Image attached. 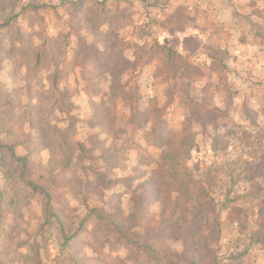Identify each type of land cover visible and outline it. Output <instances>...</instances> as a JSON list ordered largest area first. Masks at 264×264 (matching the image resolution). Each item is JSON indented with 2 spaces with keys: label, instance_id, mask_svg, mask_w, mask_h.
Instances as JSON below:
<instances>
[{
  "label": "rangeland",
  "instance_id": "374dc122",
  "mask_svg": "<svg viewBox=\"0 0 264 264\" xmlns=\"http://www.w3.org/2000/svg\"><path fill=\"white\" fill-rule=\"evenodd\" d=\"M231 5L264 10L0 0V264H264V53L205 15Z\"/></svg>",
  "mask_w": 264,
  "mask_h": 264
},
{
  "label": "crops",
  "instance_id": "0c3cea01",
  "mask_svg": "<svg viewBox=\"0 0 264 264\" xmlns=\"http://www.w3.org/2000/svg\"><path fill=\"white\" fill-rule=\"evenodd\" d=\"M249 14H251V19H255V21H253L250 25H252V27L257 28L259 31H263L264 29V10L260 9V6H255L253 7V10L250 9H244V8H239L237 10L236 7L231 6H226L224 8L221 9H212L210 11H208V13H206L205 15L210 16L209 17V24H210V29L212 31V33H225L228 37L227 41H230L229 45L232 44H237L238 42H240V44L243 45V43L248 44L252 42V46L253 47H260V53H264V37L260 36L257 33V36H253L251 37L250 35H247L246 37H244L243 35H241V33L245 30V27L247 26V24L244 22V16H249ZM225 18H227V22H225ZM261 24H263V26H261ZM248 27V26H247ZM240 33V34H236V33ZM214 35L216 36H220V35ZM261 38V39H260ZM254 41V43H253ZM248 42V43H246ZM250 44L248 46H251ZM243 47V46H242ZM242 47H237V48H232L231 46H229L230 49H232L231 53L232 54H236L233 55L236 58H238V56H240V53L242 54V52H239V49H241ZM244 56V55H243ZM243 56L241 57L243 60ZM240 61V63H242L243 61ZM239 63V62H238Z\"/></svg>",
  "mask_w": 264,
  "mask_h": 264
},
{
  "label": "trees",
  "instance_id": "16d2710c",
  "mask_svg": "<svg viewBox=\"0 0 264 264\" xmlns=\"http://www.w3.org/2000/svg\"><path fill=\"white\" fill-rule=\"evenodd\" d=\"M9 148H10V153H11V157H12L13 161H15L17 163L20 161L24 165V167L26 168L27 165H28V157L27 156H25V157H17L16 153L14 151V148L13 147H9ZM27 184L29 186H31V188L33 190H38L37 186H35L33 183H27ZM204 192H205V190H204ZM113 226H114V228L116 227V229H115L116 231H120V226L117 223H113Z\"/></svg>",
  "mask_w": 264,
  "mask_h": 264
}]
</instances>
